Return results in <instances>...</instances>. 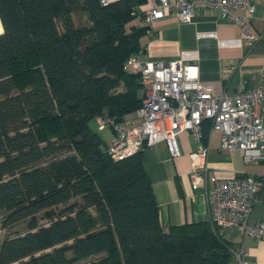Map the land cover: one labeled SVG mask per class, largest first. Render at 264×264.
I'll return each mask as SVG.
<instances>
[{
	"label": "trees",
	"instance_id": "trees-1",
	"mask_svg": "<svg viewBox=\"0 0 264 264\" xmlns=\"http://www.w3.org/2000/svg\"><path fill=\"white\" fill-rule=\"evenodd\" d=\"M145 2L0 0V228L26 227L0 240V264L233 262L207 221L164 230L142 150L114 159L90 127L141 105L124 63L150 28Z\"/></svg>",
	"mask_w": 264,
	"mask_h": 264
},
{
	"label": "built area",
	"instance_id": "built-area-1",
	"mask_svg": "<svg viewBox=\"0 0 264 264\" xmlns=\"http://www.w3.org/2000/svg\"><path fill=\"white\" fill-rule=\"evenodd\" d=\"M144 4L143 17L149 26L172 11L178 21L188 22L195 10L206 8L217 10L223 19L240 27V44L259 38L248 25V15L256 8L254 0H146ZM238 9L248 15L237 14ZM124 68L139 73L144 96L131 116L96 118L98 130L110 127L113 132L108 154L119 159L163 141L170 156L178 158L181 151L176 136L187 132L199 142L190 153L188 177L191 198L201 202V220L218 227L220 233L237 227L247 236L264 240V220L250 218L264 176H210L202 134L203 123L208 122L207 137L217 132L221 148L239 150L246 161H264V56L257 83L238 81L232 93L214 94L212 86L200 80L198 66L182 57L163 61L142 60L136 55L127 58ZM233 254L231 264H248L243 246Z\"/></svg>",
	"mask_w": 264,
	"mask_h": 264
},
{
	"label": "crops",
	"instance_id": "crops-1",
	"mask_svg": "<svg viewBox=\"0 0 264 264\" xmlns=\"http://www.w3.org/2000/svg\"><path fill=\"white\" fill-rule=\"evenodd\" d=\"M254 4L252 15L240 9L235 12L248 15L249 30L259 36L257 40H243L240 44L237 40L240 27L223 19L215 9L195 10L188 22L178 21L172 11L150 26L140 40L141 48L136 55L142 60L163 61L182 57L195 63L200 80L209 83L214 94L232 93L238 81L254 85L264 56V0H254ZM144 5H140L139 10L142 11ZM132 22L144 25L141 17ZM100 137L109 144L112 134L106 131V135ZM176 140L181 151L178 158L170 156L163 141L141 148L142 164L152 183L159 222L164 230L201 220V202L199 198H191L188 177L190 153L197 149L199 142L185 131L179 132ZM204 144L208 148L206 161L210 176H264V161H246L239 150L221 148L217 132H211ZM250 218L254 222L264 220V185L258 192ZM222 238L236 248L243 246L248 264H264V240L247 236L237 227L224 228Z\"/></svg>",
	"mask_w": 264,
	"mask_h": 264
},
{
	"label": "rangeland",
	"instance_id": "rangeland-1",
	"mask_svg": "<svg viewBox=\"0 0 264 264\" xmlns=\"http://www.w3.org/2000/svg\"><path fill=\"white\" fill-rule=\"evenodd\" d=\"M89 124H90V127L92 129L98 131L99 134L102 135V136L106 135V131L109 132L110 134L113 133L110 127H106L103 130H98L96 119L92 118V120L90 121ZM40 223L41 224H45V223H47V221L45 219H41ZM25 230H26V227H25L24 223H20V224H17V225H15L13 227L6 228V229L0 228V240L2 238H4V237L12 236V235H14L16 233H23V232H25Z\"/></svg>",
	"mask_w": 264,
	"mask_h": 264
},
{
	"label": "bare ground",
	"instance_id": "bare-ground-1",
	"mask_svg": "<svg viewBox=\"0 0 264 264\" xmlns=\"http://www.w3.org/2000/svg\"><path fill=\"white\" fill-rule=\"evenodd\" d=\"M0 31H2V26H1V23H0Z\"/></svg>",
	"mask_w": 264,
	"mask_h": 264
}]
</instances>
